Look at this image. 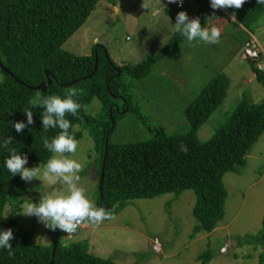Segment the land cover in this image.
Wrapping results in <instances>:
<instances>
[{
	"label": "trees",
	"instance_id": "trees-1",
	"mask_svg": "<svg viewBox=\"0 0 264 264\" xmlns=\"http://www.w3.org/2000/svg\"><path fill=\"white\" fill-rule=\"evenodd\" d=\"M99 1L0 0V62L10 73L0 69V145L7 137H13L8 147L28 157L26 167L45 165L52 153L44 147L43 138L51 140L60 129L47 132L42 129V108L32 109L35 123L25 128L22 134L15 131L14 123H27L23 110L29 107L31 99L52 95L66 99L68 90L75 88L78 95L73 99L82 107L76 116H66L72 124L69 134L78 142L83 132H88L97 155L95 173L98 182L105 154L96 208L107 207L106 212L116 215L131 200L152 199L170 193L179 196L189 190L195 196L192 216L196 225L193 233L209 234L224 216L227 198L222 181L224 175L242 172L248 151L264 133V99L252 103L249 93L243 92L226 121L218 125L210 138L200 142L198 130L208 122L227 95L230 81L225 74H219L186 108L187 132L169 135L163 128L156 127L148 128L150 137L145 142L112 141L111 135L122 116V108L117 103L122 102L123 108H127L125 113L130 112L133 109L130 106L132 89L138 81L148 76L159 60L173 56L187 39L175 31L156 54L148 55L136 65L119 66L110 57L106 60L98 44L93 45L86 56H76L63 50V44L86 22ZM106 1L113 4V0ZM194 3L192 18L198 17L203 27L231 14L236 18L237 27L253 33L254 26L264 17V5H258L257 0H246L239 10H214L210 0H194ZM183 7L164 5L163 9L176 22V15ZM243 35L242 43L246 32ZM95 57L97 68L90 76ZM250 69L255 81L264 88V73L252 64ZM46 72L50 75L46 76ZM47 79L51 84L44 92L35 90ZM76 80L75 84L68 86ZM94 99L101 105V113L96 116L86 113ZM182 145L187 152L181 150ZM10 155L8 149L0 147V230H13L15 238L11 243L15 254L10 257L6 249L0 248V264H117L112 258L104 259L90 253L85 240L64 243L62 231L57 233L53 257L54 231L49 230L51 242L48 246L33 243L32 232L19 228L15 217L19 205L39 202L40 196L28 198L29 193H34L27 189L26 182L7 170L5 160ZM7 204L14 205V209L5 222L2 214ZM233 240L238 247H264V217L262 231L258 235L235 237ZM212 256L210 249L202 252L200 264H208ZM148 257L140 254L134 264H141ZM258 264H264V254L258 256Z\"/></svg>",
	"mask_w": 264,
	"mask_h": 264
},
{
	"label": "rangeland",
	"instance_id": "rangeland-1",
	"mask_svg": "<svg viewBox=\"0 0 264 264\" xmlns=\"http://www.w3.org/2000/svg\"><path fill=\"white\" fill-rule=\"evenodd\" d=\"M142 3L143 0H113V4L99 1L86 22L63 44L62 49L76 56H86L92 46L98 44L119 66L136 65L148 55L156 54L175 32V22L165 13L160 0H150L151 5L160 10L159 15L143 9ZM184 3L180 11H186L191 19L195 12L194 0H184ZM226 19L219 18L207 27L219 28V43L186 41L173 56L159 60L149 75L132 89L130 106L133 109L130 112L125 113L127 108H123L122 102L117 103L122 108V116L111 135L112 141L145 142L150 137L148 128L156 127L163 128L169 135L187 132L186 108L219 74H225L230 81L227 95L208 122L198 130L200 142L210 138L218 125L226 121L243 92L249 93L252 103L264 99V88L255 81L250 64L241 57L243 31L236 26L232 15ZM253 35L264 44V17L254 26ZM86 113L100 114L99 101L92 100ZM72 158L82 164L78 186L96 207L97 155L88 132H83ZM222 181L227 192L224 216L209 234L193 233L196 225L192 216L195 196L188 190L179 196L170 193L152 199L131 200L114 220H105L98 226L85 222L79 226L78 234L64 236L63 242L85 240L90 253L104 259L112 258L117 264H134L140 254L149 255L141 264H200L199 255L209 249L213 256L208 264H258V256L264 254V247H238L233 239L256 236L262 231L264 133L248 151L242 172H228ZM25 186L34 193L28 194L30 199L52 190L39 179L26 182ZM24 204L18 207L16 225L32 232L34 244L48 246L50 229L37 217L23 215ZM167 205L169 212L166 211ZM13 209L14 205L5 206L2 214L5 222ZM155 240L159 251L153 249Z\"/></svg>",
	"mask_w": 264,
	"mask_h": 264
},
{
	"label": "clouds",
	"instance_id": "clouds-1",
	"mask_svg": "<svg viewBox=\"0 0 264 264\" xmlns=\"http://www.w3.org/2000/svg\"><path fill=\"white\" fill-rule=\"evenodd\" d=\"M169 3L179 4L182 7L183 0H169ZM245 3L246 0H210V6L214 10L228 8L239 10ZM257 4L264 5V0H257ZM141 7L145 10L150 9L153 15H159L160 13L159 9L151 5L150 0H143ZM232 16L235 18L234 15ZM175 20L176 22L173 24L174 30L185 37L189 43L196 40L206 44H217L220 42L221 31L219 28L215 26L210 29L203 27L198 17L190 19L186 11H180L176 15ZM241 30L246 32V39L241 44V57L245 44L251 39H255L264 48V44L260 43L253 33L247 32L242 27ZM249 63L252 64L251 62ZM77 95V90L73 88L68 90L66 99H62L58 95L48 97L37 96L31 99L29 107L23 110L27 117V123L23 121L14 123L15 131L22 134L25 128L35 123L32 109L42 108V129L45 132L50 129H60L59 134L51 140L47 137L43 138L44 147L52 153V156L45 165L26 167L28 157L17 154L14 149L8 147L12 144L13 137H7L2 145H0V147L8 149L11 153L10 157L5 160V166L12 176L19 175L25 182L39 179L43 184L49 185L52 189L42 194L39 202L25 203L21 213L28 217H37L38 221L44 224L46 228L52 231L59 229L64 232V236L66 237H70L68 235L75 233L78 226L85 222L98 226L105 220L115 219L113 212L105 211L107 207L105 209L96 208L86 197L84 190L78 186L80 180L79 173L83 169L82 164L72 158L77 152L78 142L69 134L72 124L71 121L66 119V116L69 114L76 116L82 107L77 100L73 99ZM181 150L187 152V148L183 145L181 146ZM14 238L12 229L0 230V248L6 249L10 257L15 254L11 243ZM155 241L157 243V240Z\"/></svg>",
	"mask_w": 264,
	"mask_h": 264
},
{
	"label": "built area",
	"instance_id": "built-area-1",
	"mask_svg": "<svg viewBox=\"0 0 264 264\" xmlns=\"http://www.w3.org/2000/svg\"><path fill=\"white\" fill-rule=\"evenodd\" d=\"M160 1L164 5H173L176 8L181 7L179 4L169 3V0H160ZM182 5H184V0H183ZM242 58L246 61L251 62L259 72L264 73V70H262V68H264V48L255 39H251L249 42H247L245 44V46L242 50ZM73 234H75V233H73ZM66 235H68V234H66ZM72 235H68V236H72ZM158 245L159 244L156 243V245L153 246V249L159 251L160 249H159Z\"/></svg>",
	"mask_w": 264,
	"mask_h": 264
},
{
	"label": "water",
	"instance_id": "water-1",
	"mask_svg": "<svg viewBox=\"0 0 264 264\" xmlns=\"http://www.w3.org/2000/svg\"><path fill=\"white\" fill-rule=\"evenodd\" d=\"M99 46H100L101 49L103 50V53H104L105 59H106V60H109V56H108L106 50L104 49V47L101 46V45H99ZM96 68H97V57H95V59H94L93 70H92V73L90 74V76L95 72ZM0 69H1L2 71H4L5 73L10 74V73H9V72H8L3 66H2L1 62H0ZM45 74H46V76H49V75H50V74L47 73V72H46ZM90 76H88V77H90ZM77 81H78V80L73 81L71 84H68V86L75 84ZM50 84H51V80H50V79H47V82H46V83H40V84L35 88V90L40 91V92H44L46 86H49ZM68 86H67V87H68ZM116 109H117V108L115 107V110H116ZM105 144H107V139L105 140ZM105 153H106V152H105ZM104 162H105V154H104V157H103L102 170H101V174H100V178H99V182H98V189H99V192L101 191V184H102V177H103V167H104ZM59 231H60V230L57 229L56 231H54V234H53V242H52V244H53V248H52V257L54 256V253H55V250H56V247H57V233H58ZM78 232H79V227H78L77 231L75 232V234H78ZM49 264H52V262H50Z\"/></svg>",
	"mask_w": 264,
	"mask_h": 264
}]
</instances>
